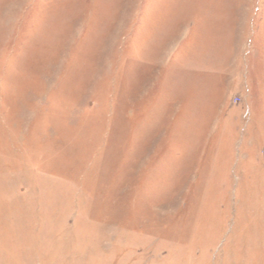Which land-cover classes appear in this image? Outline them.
<instances>
[{"label": "rangeland", "instance_id": "rangeland-1", "mask_svg": "<svg viewBox=\"0 0 264 264\" xmlns=\"http://www.w3.org/2000/svg\"><path fill=\"white\" fill-rule=\"evenodd\" d=\"M0 264H264V0H0Z\"/></svg>", "mask_w": 264, "mask_h": 264}]
</instances>
